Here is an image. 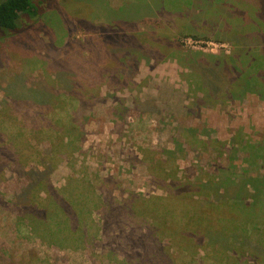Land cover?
I'll use <instances>...</instances> for the list:
<instances>
[{
	"label": "rangeland",
	"instance_id": "rangeland-1",
	"mask_svg": "<svg viewBox=\"0 0 264 264\" xmlns=\"http://www.w3.org/2000/svg\"><path fill=\"white\" fill-rule=\"evenodd\" d=\"M41 6L0 38V264H264V0Z\"/></svg>",
	"mask_w": 264,
	"mask_h": 264
},
{
	"label": "trees",
	"instance_id": "trees-1",
	"mask_svg": "<svg viewBox=\"0 0 264 264\" xmlns=\"http://www.w3.org/2000/svg\"><path fill=\"white\" fill-rule=\"evenodd\" d=\"M42 2L43 0H0V38L8 36L9 34L11 35V34H16L20 32L27 26L29 21L38 18L40 14L42 13V11L44 10V6H41ZM210 57H213L216 59L215 55L211 54ZM200 58H201V55L196 56V59H199V62L201 63ZM213 63L216 64L217 63L216 60ZM191 69L194 70V68H191ZM198 70L199 71H196V72L194 71V74L199 75V73L200 74L204 73V71L201 72L200 68H198ZM234 70L236 69L232 68L230 71H234ZM202 83L205 85L203 78H202ZM228 83H230V86H231L232 79H230L229 77H228L227 82H225V84L223 85L226 86L228 85ZM239 83L241 84V89H240V85L236 84L235 86H231L228 89L229 90L228 92H225L227 90L226 89L223 90L222 89L223 87L222 88L219 87L216 91V92H220L222 90V92L218 94L219 98L225 99L228 97H231V98L241 97L242 94H244L246 91L243 89V84L241 82ZM248 84H250L249 81H248ZM198 88L201 89L202 92H208V93L211 92V89L209 86H206V87L198 86ZM61 138H59V141L61 142V144L65 143V139H61ZM46 164H47L46 168L50 169L51 163H46ZM229 181H230V178L226 179V182H229ZM259 185L260 184H256L254 186L258 188ZM246 186H247L246 184H243L242 188L239 189L238 192H241V193L245 192ZM49 196L53 198V195H49ZM73 215L74 217L78 216L76 211H74ZM79 221L80 222L78 223H82V222L85 223L82 213H80Z\"/></svg>",
	"mask_w": 264,
	"mask_h": 264
}]
</instances>
